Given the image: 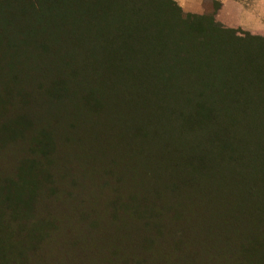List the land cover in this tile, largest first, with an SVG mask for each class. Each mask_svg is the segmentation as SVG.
<instances>
[{"label": "trees", "instance_id": "16d2710c", "mask_svg": "<svg viewBox=\"0 0 264 264\" xmlns=\"http://www.w3.org/2000/svg\"><path fill=\"white\" fill-rule=\"evenodd\" d=\"M200 30L0 0V264H264V35Z\"/></svg>", "mask_w": 264, "mask_h": 264}, {"label": "rangeland", "instance_id": "374dc122", "mask_svg": "<svg viewBox=\"0 0 264 264\" xmlns=\"http://www.w3.org/2000/svg\"><path fill=\"white\" fill-rule=\"evenodd\" d=\"M177 5L181 8L182 12L190 16V19L194 23H198L202 30L199 31V38L202 40L210 39L213 37L211 29L213 27L228 28L233 30V34L239 38H243L246 35L253 37H261L264 35V0H238L243 4L245 9L246 23L245 25H240L236 28L225 27L218 23L213 15L214 12V2L219 0H201L198 11L191 12L186 11L177 0H174ZM211 28V29H210ZM222 36H226L223 32ZM213 42L219 44L221 42V37H218Z\"/></svg>", "mask_w": 264, "mask_h": 264}, {"label": "crops", "instance_id": "0c3cea01", "mask_svg": "<svg viewBox=\"0 0 264 264\" xmlns=\"http://www.w3.org/2000/svg\"><path fill=\"white\" fill-rule=\"evenodd\" d=\"M186 11H198L201 0H177ZM220 5L214 14L215 20L225 27L236 28L245 25V9L238 0H219Z\"/></svg>", "mask_w": 264, "mask_h": 264}]
</instances>
